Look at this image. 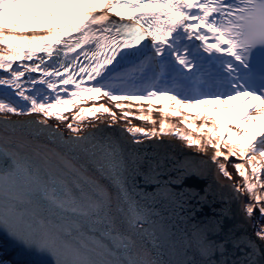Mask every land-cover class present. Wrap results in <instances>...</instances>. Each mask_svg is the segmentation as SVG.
Wrapping results in <instances>:
<instances>
[{
  "label": "snow or ice",
  "instance_id": "obj_1",
  "mask_svg": "<svg viewBox=\"0 0 264 264\" xmlns=\"http://www.w3.org/2000/svg\"><path fill=\"white\" fill-rule=\"evenodd\" d=\"M45 5L50 11L45 12ZM73 6L84 10L59 30L34 27L57 15L67 21ZM26 20L32 23H21ZM124 36L129 38L121 43ZM141 41L145 43L136 47ZM102 46L124 50L118 51V59L106 56L101 63L97 56ZM81 56L88 63H79ZM113 60L117 65L138 63L132 74H117L115 66L106 67ZM75 69L99 79L90 88L70 91L69 85L80 89ZM0 73V120L12 123L7 120L10 114L39 116L15 122L19 133L15 127L10 134L0 133V231L24 248L50 255L55 264H184L162 259L167 227L153 210L156 201L174 202L175 193L163 185L152 195L137 191L136 169L123 143L103 134L97 137L100 117L86 121L83 115L109 114L111 122L105 126L111 128L116 114L104 104L64 114L69 99L85 91L110 101L166 96L177 105L173 116L185 107L213 103L207 115L201 110L191 123L187 115L180 121L201 138L179 129L170 134L201 152L212 147L210 159L218 178L232 180L227 167L232 163L243 179L231 186L249 197L242 211L252 219L258 210L264 220V0H0ZM58 84L65 87L57 91ZM240 97H245L242 105L259 103L250 111L241 106L221 125L216 108ZM128 115L124 112L121 119ZM52 118L55 124L49 122ZM137 119L151 121L153 127L130 126L129 121L123 130L132 134L134 144L143 142L137 133L148 138L165 132L163 118L158 130L151 115ZM197 119H202L198 126ZM257 121L261 123L255 130H246L245 125ZM24 125L36 127L24 131ZM87 127L95 132H85ZM191 168L185 166V171ZM255 235L264 241V226L256 228ZM254 243H247L252 252L245 264H260L253 258L258 254ZM220 247L207 240L199 244L203 255Z\"/></svg>",
  "mask_w": 264,
  "mask_h": 264
},
{
  "label": "water",
  "instance_id": "obj_2",
  "mask_svg": "<svg viewBox=\"0 0 264 264\" xmlns=\"http://www.w3.org/2000/svg\"><path fill=\"white\" fill-rule=\"evenodd\" d=\"M0 116H2L0 114ZM12 123L5 124L0 120V133H11L13 127L21 131L15 122L31 119L9 117ZM101 125V134L117 139L125 146L132 166L136 169L133 176L137 191L152 195L160 191V186L175 193L174 202L156 201L153 210L158 221L166 224L167 233L162 259L183 261L184 264H245L252 248L258 247V254L253 257L264 264V242L255 235V228L245 216L238 204L237 193L225 180L212 169L208 160L200 154L186 150L165 138H141L142 143L134 144L119 127ZM35 125H24L23 130L35 128ZM85 132H95L91 127ZM70 133H65V137ZM191 165L189 171L185 166ZM131 183V181H130ZM210 241L220 248H213L203 255L199 244ZM151 250V242L147 244ZM0 256L5 264H55L47 254L24 248L10 240L0 231Z\"/></svg>",
  "mask_w": 264,
  "mask_h": 264
},
{
  "label": "bare ground",
  "instance_id": "obj_3",
  "mask_svg": "<svg viewBox=\"0 0 264 264\" xmlns=\"http://www.w3.org/2000/svg\"><path fill=\"white\" fill-rule=\"evenodd\" d=\"M44 10H45V12L50 11V9L46 5L44 6ZM83 10H84L83 6H80L78 8L76 6H73V12L68 15L67 21L65 20L64 15H57L50 23L45 22V21H40L39 23H35L34 27H37L40 29H46L47 27H53V28H56L57 30H59L61 27H63V25L66 22H70L74 18L75 15L79 14V12H81ZM105 11H107V10L105 9ZM32 15H33V13H31V12L26 13V16L31 17ZM108 15H109V18L111 19V14L108 13ZM21 23H32V21L26 20V21H21ZM26 34L31 35L30 32L26 33ZM39 34H47V33L41 32ZM75 35H78V33L73 34V36H75ZM119 39L121 40V43L123 42V40H125V39H123V37L119 38ZM44 43H48V42L45 41ZM104 43H106V42H104ZM144 43L145 42H143L142 44H144ZM197 43H199V42H197ZM53 47L55 48L56 45H53ZM149 51L151 52V50H149ZM173 59H174V57H173ZM136 63H138V62L135 60L124 61L122 64H120L116 68L117 74H124V73L130 74L132 71H134V67H135ZM0 74H2V73H0ZM33 75L38 77L39 74L34 73ZM96 79H99V77H95V79L91 78V79L86 80V81L78 82V83H80V89H76L72 85H69L67 87L70 89V91L80 92L81 89L92 87L94 85ZM116 83L118 85L120 82L117 81ZM29 87H30V85H29ZM62 87H65V86L64 85L57 86V91H59V89ZM2 94H3V89H0V95H2ZM53 94H55V93H53ZM61 95H63V93H61ZM65 98L68 99L67 97H65ZM16 99H18V98H16ZM244 99H245V97H240L238 99L229 101L227 103L220 104L219 107L216 108V113H215L218 122L221 123V125L227 123L228 117L235 114L237 109L241 108V106L243 108V111H250L252 104L259 103L258 101L249 100L248 104L242 105V101ZM73 100L75 101L74 104L72 102ZM100 104H104L106 107H109L110 110L116 114L117 120L115 123H113L112 126L119 127L129 138H132V134L127 133L123 130V128L128 124L129 121L131 122L130 126H139V127L145 128V129H151L153 127V124L151 123V121L137 119V117H139V116L151 115V117L154 120H156V122H157L155 126L157 127V130H158L159 121H160V119L163 118L166 122L165 132L163 134H158L156 136H151V137L152 138L168 139L172 143H174V144H176V145H178V146H180L186 150H191L197 154L202 155L203 157H205L208 160L212 169L217 174L215 164L210 159V157L212 156V154L214 152V149L212 147H208L204 151L201 152L197 149L196 146H194V145L188 146L186 144V142L179 139L176 135L170 134V133L175 132L177 129H179L180 131L191 132V134L193 135L194 138H201V137H198V135L195 131H193L192 129L186 128L185 125L181 124L180 121H181V119H183L184 115H187L189 117V123H191V120L193 118V114H195L201 110H204L205 115H207L209 112H211V109L215 106L213 103H208L205 105H196V106H191V107H185L182 109L181 115L173 116L172 112L177 108V105L174 101L169 100L166 96H162L159 98L154 97V96L153 97H145L144 96L143 98H141L140 96H138L136 99H122L119 101H110V100H108L107 97L103 96L101 93L86 92L85 91V92H81L80 95H78L76 97H72L71 99H69V102L63 106L64 114L69 115L67 109H71L72 112H75L81 107H92V106L98 107ZM116 104H122V105H124V107H122V108L115 107ZM261 107H264V104H261ZM149 109H151V111H149ZM57 110L58 109H52L53 112H55ZM161 110L163 111V113H168V115L162 116ZM124 112H128L129 115L127 117H124L123 119H121V116ZM251 114L256 115V113H254V112H252ZM1 115H3V114H1ZM83 115H84L86 121L87 120H95V117L99 116L100 120L97 121V123L107 124L108 122H111V116L109 114L103 113L102 111L97 112V113L85 112ZM8 116L13 117V118L25 117V118H28L31 120H35V119L39 118V116L37 114H31V115H12V114H10ZM237 119H239V116H237ZM49 122L52 124L56 123L54 118L50 119ZM201 122H202V119H197L196 120L197 126ZM260 123H261V121H257L255 123V125L248 124V125H245V128L247 131H253V130H255L256 127L259 126ZM167 125H173L174 127L169 128V127H167ZM233 131H235L234 128H233ZM137 134H139V133H137ZM139 135H142V134H139ZM221 135H223L222 131H221ZM142 138H144V137L142 136ZM241 143H243V140L241 141ZM221 150L226 151V149H224L223 147L221 148ZM220 159H223V158L221 157ZM230 160L235 161L236 158L233 157V158H230ZM227 167H228V171L232 174V180L230 181V180H228V178H225L221 175V177L225 180L227 185L230 188H232L231 185L233 183H242L243 178L240 177L236 173V170L232 166V163H229L227 165ZM245 167L249 168L248 165H245ZM249 170H250V168H249ZM237 195H238V204L242 209L243 204L247 203L249 201V197L246 193H241V194L237 193ZM258 216L260 217L259 212L257 210L254 217L252 219H249V221L251 222L252 225L256 223L255 217H258ZM0 261L4 262V260L2 259L1 256H0Z\"/></svg>",
  "mask_w": 264,
  "mask_h": 264
},
{
  "label": "rangeland",
  "instance_id": "obj_4",
  "mask_svg": "<svg viewBox=\"0 0 264 264\" xmlns=\"http://www.w3.org/2000/svg\"><path fill=\"white\" fill-rule=\"evenodd\" d=\"M111 15H112V13H110ZM133 73V71L130 73V74H132ZM118 86H119V84H118ZM116 95H119V96H127L128 95V93L127 92H122V91H117L116 92ZM139 95H137V97H138ZM145 97H153V96H145ZM154 97H162V96H160V95H156V96H154ZM137 136H141V138H142V135H139V134H136ZM255 219H256V223L255 224H253V227L255 228V230H256V228H258V227H260V226H264V220H262L259 216L258 217H255Z\"/></svg>",
  "mask_w": 264,
  "mask_h": 264
}]
</instances>
